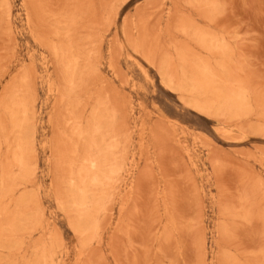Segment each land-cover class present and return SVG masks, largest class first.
Listing matches in <instances>:
<instances>
[{
    "label": "rangeland",
    "instance_id": "rangeland-1",
    "mask_svg": "<svg viewBox=\"0 0 264 264\" xmlns=\"http://www.w3.org/2000/svg\"><path fill=\"white\" fill-rule=\"evenodd\" d=\"M0 264H264V0H0Z\"/></svg>",
    "mask_w": 264,
    "mask_h": 264
},
{
    "label": "bare ground",
    "instance_id": "bare-ground-1",
    "mask_svg": "<svg viewBox=\"0 0 264 264\" xmlns=\"http://www.w3.org/2000/svg\"><path fill=\"white\" fill-rule=\"evenodd\" d=\"M165 73V72H164ZM93 164H95V163H93ZM95 167V166H94Z\"/></svg>",
    "mask_w": 264,
    "mask_h": 264
}]
</instances>
